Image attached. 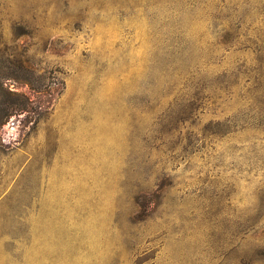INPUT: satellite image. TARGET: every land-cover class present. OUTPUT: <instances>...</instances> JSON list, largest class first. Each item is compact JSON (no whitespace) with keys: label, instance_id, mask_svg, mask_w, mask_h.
Segmentation results:
<instances>
[{"label":"rangeland","instance_id":"obj_1","mask_svg":"<svg viewBox=\"0 0 264 264\" xmlns=\"http://www.w3.org/2000/svg\"><path fill=\"white\" fill-rule=\"evenodd\" d=\"M0 264H264V0H0Z\"/></svg>","mask_w":264,"mask_h":264}]
</instances>
